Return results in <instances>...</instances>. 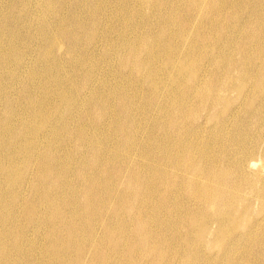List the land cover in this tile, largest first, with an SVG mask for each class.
Masks as SVG:
<instances>
[{"label":"rangeland","instance_id":"rangeland-1","mask_svg":"<svg viewBox=\"0 0 264 264\" xmlns=\"http://www.w3.org/2000/svg\"><path fill=\"white\" fill-rule=\"evenodd\" d=\"M216 1L0 0V262L264 264V98L246 89L213 107L195 97L264 72V0H227L215 30ZM179 139L207 161L219 150L227 181L217 171L201 181L223 201L152 218L143 183ZM248 233L258 243L237 250Z\"/></svg>","mask_w":264,"mask_h":264},{"label":"bare ground","instance_id":"bare-ground-1","mask_svg":"<svg viewBox=\"0 0 264 264\" xmlns=\"http://www.w3.org/2000/svg\"><path fill=\"white\" fill-rule=\"evenodd\" d=\"M143 0H141L142 2ZM37 4V3H36ZM35 4V5H36ZM142 4V3H141ZM147 4V3H146ZM227 4V5H226ZM140 5V4H139ZM145 5V4H144ZM229 2L227 0H217L215 3L210 4L209 9L210 11L215 15L214 16V29L216 30L219 25L220 22L217 21V19L221 18L222 16H224V13L227 11ZM143 6V4L141 5ZM140 7V6H138ZM144 7V6H143ZM233 7H235L236 9L238 8L237 4L234 3ZM145 9V8H144ZM140 10V9H139ZM141 11V10H140ZM50 12V11H49ZM147 12V11H146ZM145 13V12H144ZM142 14V11L141 13ZM144 15V14H143ZM229 16V15H228ZM234 18V17H233ZM231 21V20H230ZM232 22V21H231ZM233 24V23H232ZM259 24H260V28L263 29L264 27V17L263 15L259 16ZM252 29V27H251ZM192 32V31H191ZM242 34H249V28L247 31H242ZM255 36V34H253ZM71 41L70 44H76V40L74 38H72V36H69ZM253 37V36H251ZM72 42V43H71ZM188 43V42H187ZM186 47V44H185ZM240 50V49H239ZM258 55H263L264 54V47H260L259 51L257 52ZM155 56V55H154ZM239 56V55H238ZM164 60V59H163ZM179 61V60H178ZM178 64V62L176 63ZM247 64L249 65V72L252 73L250 71L251 69V60L247 61ZM143 66V65H142ZM146 66V65H145ZM179 66V65H178ZM181 66V65H180ZM169 67V66H166ZM176 67V66H175ZM183 66H181L182 68ZM146 68V67H145ZM263 69H264V64H263ZM148 70V69H147ZM146 70V72H147ZM145 71V70H144ZM174 71V70H173ZM149 73V72H148ZM173 74V73H172ZM249 75V73H248ZM217 81H220V79H217ZM150 82V81H149ZM221 82V81H220ZM151 83V82H150ZM148 83V84H150ZM246 89H248L247 93H252L253 98L255 99V97H262L264 98V72L260 75H255L252 78H238L237 80H233L231 79L228 83H222L220 85H216L213 84V86H201L200 90L198 93V96L196 95V100H198L199 105H204V104H209V105H213V107H216L217 105H227L229 103L227 94L230 92H237L238 94H242ZM194 92V89L192 87H189L186 89V92L184 93V97H189L190 95H192ZM229 95V94H228ZM163 97V96H162ZM61 100V98H60ZM26 104V103H25ZM60 107V106H59ZM65 108V107H64ZM66 109V108H65ZM47 110V109H46ZM59 110V109H58ZM61 110V109H60ZM68 110V109H67ZM66 110V111H67ZM55 112H57V110L55 109ZM49 115V114H48ZM47 115V116H48ZM36 119V118H35ZM34 119V120H35ZM49 120V119H48ZM42 123V122H41ZM31 124V123H30ZM3 126V125H2ZM35 126V125H33ZM38 126V125H37ZM118 126V131L119 130H124V128L121 125H117ZM5 127V126H4ZM22 127V126H21ZM45 127V126H44ZM2 128V127H1ZM34 128V127H33ZM17 129V128H16ZM42 130V128H41ZM40 130V131H41ZM37 131V130H36ZM33 132V130H32ZM1 133V132H0ZM21 133V132H20ZM31 133V131H30ZM37 133V132H36ZM35 133V134H36ZM11 135V133H8ZM33 134V133H32ZM134 134V132H133ZM9 135V136H10ZM13 135V134H12ZM19 135V133H18ZM137 134H134V136H136ZM34 136V134H33ZM32 136V137H33ZM17 137V135L15 136ZM31 137V136H30ZM145 137V136H144ZM165 138L168 139V135L165 136ZM10 139V138H9ZM12 139V137H11ZM17 139V138H16ZM34 139V138H33ZM30 138V140H33ZM29 140V138L27 139ZM29 140V141H30ZM10 141V140H9ZM28 141V142H29ZM18 142V141H17ZM20 142V141H19ZM27 142V141H26ZM27 142V143H28ZM150 146L154 145L156 143V139H154L152 136L151 138H149L148 140ZM8 144V143H7ZM17 144V143H16ZM20 144V143H19ZM32 144V143H31ZM10 145V143H9ZM29 145V144H28ZM140 145V144H139ZM16 146V145H15ZM19 146V145H18ZM185 143L183 141V139H179L177 143H169L166 140V144L165 146L162 147L159 155H156L157 161H159V164L161 165V167L159 168H153L151 169L153 172V175H151V178H147L143 184H146L148 187L147 189L149 190V192H147V197L152 204H154V208L153 206H147L146 204H142V212L145 213L146 212H150L153 217L152 218H156L157 216H162V217H170L173 214H178L179 217H195L197 216V214H200L198 212V207L201 204H205L206 201L208 199H213V200H222V197H217L215 196H211L209 195V188L207 187V185H205L201 179L202 176L201 175H205L207 177L210 176H214L215 172L217 171L218 173H216L218 175L219 181L221 184H223L224 182H226V178H227V174L228 172L224 171V169H220L222 168L221 165L219 164L221 163L220 160V156H219V150L215 151L217 156H211L210 160L212 161H207V159L205 158L206 155H208L209 153H204L202 151H194V155L191 156L190 153L186 152L184 149ZM23 147V146H22ZM10 146L8 147L9 150ZM29 148V147H28ZM16 149V148H15ZM26 149V148H25ZM3 150V149H2ZM6 150V149H5ZM17 150V149H16ZM23 150V149H22ZM28 150V149H27ZM12 151V150H11ZM14 151V150H13ZM138 151V150H137ZM4 152V151H3ZM21 152L17 150V153ZM80 152V151H79ZM7 153V152H6ZM143 153H145L146 155L149 156V148L147 146V148H145V150L143 151ZM22 155V153H21ZM20 155V156H21ZM136 156V155H135ZM9 157V155H8ZM12 157V156H10ZM16 157V156H15ZM14 158V157H13ZM17 158V157H16ZM134 158V157H133ZM203 159L206 163V165L200 166V164H198V159ZM12 159V158H11ZM19 159V158H18ZM135 159V158H134ZM7 160V159H5ZM8 161V160H7ZM19 161V160H18ZM22 161V160H21ZM14 162V161H13ZM24 162V161H23ZM17 163V162H16ZM13 163V164H16ZM27 163V161L25 162ZM19 164V163H18ZM17 164V166H18ZM5 165V164H4ZM9 165V162H8ZM12 165V164H11ZM26 164H24L25 167ZM3 166V165H1ZM16 166V167H17ZM9 167V166H8ZM233 168L234 170L237 171H242L243 166L241 164H233ZM3 169V168H2ZM19 169V168H18ZM17 169V171H18ZM24 170V169H23ZM150 170V171H151ZM1 171V169H0ZM12 171V170H11ZM20 171V169H19ZM8 172V171H7ZM14 172V171H13ZM23 172V171H22ZM15 173V172H14ZM1 175V174H0ZM4 175V173H3ZM2 176V175H1ZM0 176V177H1ZM8 176V175H7ZM18 176V174H17ZM7 178V177H6ZM11 178V177H10ZM12 178H16V177H12ZM21 178V177H20ZM4 179V178H3ZM14 180V179H13ZM3 181V180H2ZM17 181V180H16ZM7 182V181H6ZM9 182V181H8ZM29 182V181H28ZM258 182L262 183L264 185V176L261 174L260 177H258ZM1 183V181H0ZM15 183V181H14ZM3 184V183H2ZM7 184V183H6ZM5 184V185H6ZM9 184V183H8ZM13 184V183H12ZM51 185V184H50ZM122 187V186H121ZM8 189V188H7ZM26 189V188H25ZM33 190V189H32ZM31 190V191H32ZM35 190V189H34ZM26 191V190H25ZM27 192V191H26ZM120 192V191H119ZM32 194V192L29 191V194ZM37 193V192H36ZM31 197V195H30ZM144 198V197H143ZM172 204L173 206L170 207L169 205ZM187 205H191V208L188 207ZM43 206V205H42ZM41 206V207H42ZM44 207V206H43ZM112 207V206H111ZM195 207V208H193ZM193 208V209H192ZM213 209V208H212ZM110 210V209H109ZM228 210V209H227ZM111 211V210H110ZM229 211V210H228ZM244 213V212H243ZM109 214V213H108ZM239 214V213H238ZM242 214V213H240ZM243 215V214H242ZM239 216V215H238ZM108 217V216H107ZM106 217V219H107ZM240 217V216H239ZM244 217V215H243ZM223 218V216H222ZM243 219V218H242ZM245 219V218H244ZM49 220V219H48ZM239 220V219H238ZM87 221V220H86ZM203 221V220H202ZM201 221V222H202ZM225 222V220H224ZM223 223V222H222ZM230 223V222H229ZM145 224V223H144ZM212 224V223H210ZM217 224V222H216ZM215 224V225H216ZM233 224V223H232ZM203 225V223H202ZM200 226V223H199ZM229 226V225H228ZM197 227V226H196ZM203 227V226H202ZM200 227V229L202 228ZM232 227V226H230ZM229 227V229H230ZM237 227V226H236ZM198 228V227H197ZM209 228V226H208ZM219 228V227H218ZM196 229V228H195ZM203 229H205L203 227ZM228 229V230H229ZM210 230V229H209ZM215 230V229H213ZM221 230L220 228L218 229V231ZM227 230V229H226ZM233 230V228H232ZM202 231V230H201ZM200 231V232H201ZM217 231V233H219ZM223 231V230H222ZM231 231V230H230ZM233 231H238V230H233ZM131 232V230H130ZM196 232V231H195ZM199 232V233H200ZM211 232V231H210ZM227 232V231H226ZM221 233V232H220ZM225 233V232H224ZM237 233V232H236ZM235 233V234H236ZM208 234L206 231H202L201 232V236L202 235H206ZM210 234V233H209ZM227 234V233H226ZM224 234V235H226ZM234 234V233H233ZM218 235V234H217ZM215 235V236H217ZM232 235V233H231ZM67 236V235H65ZM70 236V235H69ZM67 236V237H69ZM199 236V237H201ZM209 236V235H208ZM153 235H150V238H152ZM222 237V235H221ZM73 238V237H72ZM148 238V236H146V239ZM208 237H206L205 239H207ZM225 239V237H223ZM71 239V238H70ZM200 239V238H199ZM203 239V241L205 240ZM218 239V237H217ZM66 240V239H65ZM69 240V239H68ZM216 240V239H215ZM227 240V238H226ZM74 241V240H73ZM145 241L144 238L140 239L139 243H134L133 245L136 246V248L143 250L145 248V245L143 244V242ZM201 241V240H200ZM214 240L212 239V242ZM217 241V240H216ZM68 242V241H67ZM71 242V241H70ZM128 242V241H127ZM126 242V243H127ZM237 242V250L239 249V247L242 245H254L258 243V236L254 235L253 233H248L247 235L241 236L239 238V240H236ZM63 243V242H62ZM72 243V242H71ZM70 243V244H71ZM199 243V242H198ZM203 243L206 244V241H204ZM61 244V243H60ZM67 244V243H66ZM109 244V243H108ZM121 244V243H120ZM202 245V244H201ZM110 246V244H109ZM108 246V247H109ZM206 246V245H205ZM204 246V247H205ZM126 247V246H125ZM68 248V246H67ZM66 248V249H67ZM93 248V247H92ZM203 249V248H202ZM107 250V249H106ZM105 250V251H106ZM205 250V249H204ZM203 250V251H204ZM97 251V249H96ZM104 251V252H105ZM68 252V251H67ZM74 252V251H73ZM103 252V251H102ZM89 253V252H88ZM91 254V252H90ZM71 255V254H70ZM74 255V254H73ZM99 255V254H98ZM76 257V256H75ZM256 260L258 259V256H256ZM26 256L21 257V260L14 263V262H6L5 260H2L0 262V264H25L24 262H27L28 260H25ZM100 258V257H99ZM82 259V258H81ZM86 259V258H85ZM104 259V258H103ZM109 259V258H108ZM84 260V259H82ZM91 260V259H90ZM98 260V259H97ZM248 258H242L240 259V261L238 262V264H246L248 262ZM76 262V261H75ZM91 262V261H90ZM75 264V263H74ZM83 264V262H82ZM88 264V263H87ZM108 264V263H106ZM204 264H209L208 262H205Z\"/></svg>","mask_w":264,"mask_h":264}]
</instances>
